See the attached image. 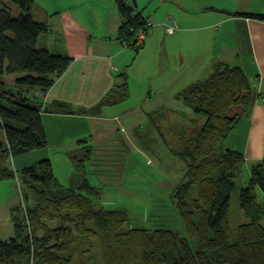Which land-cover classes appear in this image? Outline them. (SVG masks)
I'll list each match as a JSON object with an SVG mask.
<instances>
[{
  "label": "trees",
  "instance_id": "1",
  "mask_svg": "<svg viewBox=\"0 0 264 264\" xmlns=\"http://www.w3.org/2000/svg\"><path fill=\"white\" fill-rule=\"evenodd\" d=\"M123 18L119 37L138 53L135 43L147 23L136 13L131 0H116ZM23 11L13 17L8 7H0V181L13 180L16 172L10 157L48 145L41 109L25 95L29 91L47 92L71 64L66 55L37 47L38 37L49 30L45 21L31 14L33 0H12ZM264 20L262 14H250ZM15 74L9 87L3 76ZM122 83H115L99 102L118 103L128 93V75L120 72ZM257 98L252 83L239 64L218 63L206 79L195 82L175 95V100L194 115L188 123L171 125L172 152L187 164V174L174 191V205L185 235L171 229L129 226V215L97 206L99 190L84 180L65 193L53 191L56 177L50 159L23 168L20 180L33 194H25L22 211H14L16 236L0 237V264H18L17 255L27 264H69L66 253L76 240L75 231L97 238L104 264H264V160L251 167V178L240 190V207L249 221L239 225L230 239L231 192L246 166L243 152L219 151L221 139L228 138ZM187 115L183 113V116ZM76 213L71 217L67 211ZM93 222V225H87ZM54 223V226H50Z\"/></svg>",
  "mask_w": 264,
  "mask_h": 264
},
{
  "label": "crops",
  "instance_id": "2",
  "mask_svg": "<svg viewBox=\"0 0 264 264\" xmlns=\"http://www.w3.org/2000/svg\"><path fill=\"white\" fill-rule=\"evenodd\" d=\"M33 1L32 10H35L37 20L49 25V30L38 37L37 47L72 60L47 92L31 90L25 95L40 105L42 117L48 114L60 120L59 123L63 120L65 123L106 120L105 106L101 110L103 113L98 115L60 110L92 109L118 82L119 72H125L129 77L136 75L135 62L144 55L150 68L155 70L146 84L149 101L182 106L180 102L176 103L175 95L208 78L216 64L237 62L245 55L246 36L255 75L252 86L257 98L230 136L237 134L248 118L249 125L243 133L246 137L238 150L245 155L246 165L249 158L256 159L255 164L264 160V103L258 96L262 94L260 85L263 84L264 90V20L250 15H264V0H260L262 6L258 11L250 8L251 0H247L250 2L247 10L245 0H237V7H241L238 12L230 11L233 0H131L136 13L149 24L144 41L136 45H142L138 53L119 37L123 18L116 0H52V5L45 8L36 7ZM170 18L179 24L173 34L166 32L165 24ZM48 105L57 111L47 112ZM170 106L175 114L172 116H177L180 110H183L182 114L188 113L183 107ZM150 110H153L150 115L162 113L154 107ZM129 114L128 110L127 116ZM113 115L118 118L120 114ZM86 133L81 136L85 137Z\"/></svg>",
  "mask_w": 264,
  "mask_h": 264
},
{
  "label": "rangeland",
  "instance_id": "3",
  "mask_svg": "<svg viewBox=\"0 0 264 264\" xmlns=\"http://www.w3.org/2000/svg\"><path fill=\"white\" fill-rule=\"evenodd\" d=\"M233 1L234 5L230 11L238 12L241 7H237V0ZM251 1L253 3L250 8L260 10L262 2ZM35 2L38 8L52 5V0H35ZM249 5L250 2L245 0V10ZM0 7H8L13 17L23 13L12 0H0ZM31 14L35 20L38 19L34 9ZM248 46L245 36V55L242 56L243 59L240 57L237 62L234 60L231 64L240 65L239 62H241L252 83L255 75H253L252 56L248 52ZM148 63L146 55L135 62L136 75L132 74L131 77L128 75L126 88L128 95L122 101L116 96L113 101L118 100V103L105 106L107 108L104 114L108 115L106 120L66 123L63 120L59 123L60 120L48 114L42 117L48 145L14 158L10 157V164L16 172V178L0 181V237L2 239L9 240L16 236L14 211L17 209L22 211L26 193L30 195L29 204L32 205L33 202L32 192L19 178L20 171L26 167L39 165L40 161L46 159H50L56 177L53 191L59 194L65 193L72 188H78L84 180H88L99 190L100 197L95 199L97 206L128 213L130 227L150 230L171 229L185 235L183 223L174 205L173 195L176 187L185 180L187 164L171 150L175 146V139L172 140L173 134L170 127L174 123H188V117L190 119L194 116L198 117L197 124H200V121L204 122L206 118L203 115H194L190 110H187L188 113L185 116L182 114L183 110H180L177 116H172L175 114L171 111L170 104L175 105L174 108H182L181 103L182 106L164 101L151 103L146 84L152 79L155 70L150 68ZM16 76L5 74L3 78L9 87H13ZM117 81L122 83L123 77L117 76ZM259 87L262 94L258 96L264 103L263 84ZM256 90L259 93L257 88ZM102 107L98 103L92 109L64 108L60 111L98 115ZM152 107L162 113L150 115L153 112L150 110ZM128 110L129 116H127ZM46 111L52 113L57 110L48 105ZM116 113L120 114L118 118L113 115ZM248 125L249 121L246 118L238 128L237 134L234 133L233 136L218 142V150L221 152L229 146L235 150L242 148L246 137L243 133H246ZM91 128H95V131ZM85 132H87L85 137H82L81 134ZM0 140H5L1 129ZM58 145L61 147L55 149ZM255 162L256 159H248L242 177L237 180L231 192L230 239L232 241L236 238L239 225L249 221L248 212L240 207V190L248 185L251 178V166ZM257 192L259 202L264 204L263 193L259 188ZM67 213L71 217L76 215L72 210ZM87 225H93V222H88ZM50 226H54V223H50ZM75 236V242L66 253L71 257L69 264H104L97 238H91L77 231ZM27 262L26 256L17 255L18 264H27ZM131 264H139V262L135 260Z\"/></svg>",
  "mask_w": 264,
  "mask_h": 264
},
{
  "label": "built area",
  "instance_id": "4",
  "mask_svg": "<svg viewBox=\"0 0 264 264\" xmlns=\"http://www.w3.org/2000/svg\"><path fill=\"white\" fill-rule=\"evenodd\" d=\"M165 25H166V32L168 34H173L179 28V24H178L177 20L172 19V18H170ZM146 27H149L148 23H147ZM146 33H147V29L146 30H140L137 33L136 38H137L139 43L144 41V39L146 37Z\"/></svg>",
  "mask_w": 264,
  "mask_h": 264
},
{
  "label": "water",
  "instance_id": "5",
  "mask_svg": "<svg viewBox=\"0 0 264 264\" xmlns=\"http://www.w3.org/2000/svg\"><path fill=\"white\" fill-rule=\"evenodd\" d=\"M137 42V39L135 40V43Z\"/></svg>",
  "mask_w": 264,
  "mask_h": 264
},
{
  "label": "clouds",
  "instance_id": "6",
  "mask_svg": "<svg viewBox=\"0 0 264 264\" xmlns=\"http://www.w3.org/2000/svg\"><path fill=\"white\" fill-rule=\"evenodd\" d=\"M138 41V40H137Z\"/></svg>",
  "mask_w": 264,
  "mask_h": 264
}]
</instances>
